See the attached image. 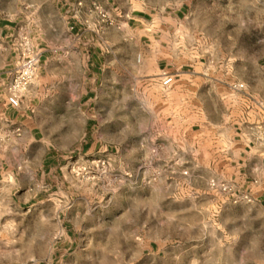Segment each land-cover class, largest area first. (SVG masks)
<instances>
[{
	"label": "rangeland",
	"instance_id": "rangeland-1",
	"mask_svg": "<svg viewBox=\"0 0 264 264\" xmlns=\"http://www.w3.org/2000/svg\"><path fill=\"white\" fill-rule=\"evenodd\" d=\"M71 8L80 23L76 52L83 53L78 41L86 35L84 40L106 54L107 86L98 113L105 98L112 103L108 116L97 115L99 152L82 149V130L70 123L73 106L61 107L56 121L45 123L43 147L67 151L61 167L69 174L70 158L104 150L117 180L73 181L75 190L58 187L56 175L41 171L39 152L28 158L6 148L0 163L14 172L0 178V264H264V200L229 180L226 171L192 163L188 169L179 155H165L169 106L163 95L177 77L164 88L160 75L139 72L141 46L171 53L188 72L202 68L197 94L211 122L225 111L219 84L242 81L263 98L264 0H75ZM49 30L57 53L73 50L65 33L60 39ZM148 64L151 71L153 63ZM64 83L67 87V79ZM67 98L76 99L69 93ZM174 161L176 170L162 169ZM212 180L235 185L224 191ZM245 193L250 200L242 198Z\"/></svg>",
	"mask_w": 264,
	"mask_h": 264
},
{
	"label": "crops",
	"instance_id": "crops-1",
	"mask_svg": "<svg viewBox=\"0 0 264 264\" xmlns=\"http://www.w3.org/2000/svg\"><path fill=\"white\" fill-rule=\"evenodd\" d=\"M74 1L0 0V155L3 158L6 148L21 150L28 158L39 152L41 171L56 175L57 186L62 184L69 190H75L73 181L80 180L65 173L61 167L66 150L54 145L44 149L42 140L47 136L45 123L50 120L55 122L61 107L67 109L73 106L74 111L68 112L70 123L74 124V131L82 130V149L99 152L101 141L94 137L97 115L108 116V103H112L105 98L104 109H100L102 114L98 113L100 95L104 94L103 89L107 86V58L99 45L89 39L84 40L86 35L80 36L78 41V47L84 49L83 53L78 54L74 49L75 31L80 26L71 8ZM131 17L139 23L144 22L142 16ZM49 28L60 39L61 33H65L73 50L65 55L57 53L59 47L49 37ZM22 33L31 37L38 62L35 76L20 104L13 106L7 101L8 84L19 60L16 40ZM90 47L94 50L89 51ZM140 52L142 57H139V62H143L140 74L153 76L167 70L177 77L176 83L163 95L169 106L163 126L165 155L169 158L179 155L181 164L188 169L191 168L188 163H192L200 168L226 171L229 180L248 188L251 194L254 191L256 199L263 201L264 109L258 104V99L264 101V95L257 98L247 89L235 90L230 85L232 81L226 85L219 84L217 97L225 111L217 121L211 122L204 117L203 103L197 94L201 83L197 77L202 75V68L188 72L181 68L171 53L161 52L156 46H141ZM149 62L153 63L151 71ZM65 79L67 87H64ZM115 81L112 88L118 86V79ZM67 93L77 100L66 99ZM205 120L209 125L205 124ZM16 127L20 128L19 134L14 132ZM53 131H57V126L53 127ZM97 155L108 156L111 160L104 150ZM10 170L13 169L6 162H1L0 178L12 176L14 171ZM23 177L21 173L19 179Z\"/></svg>",
	"mask_w": 264,
	"mask_h": 264
},
{
	"label": "built area",
	"instance_id": "built-area-1",
	"mask_svg": "<svg viewBox=\"0 0 264 264\" xmlns=\"http://www.w3.org/2000/svg\"><path fill=\"white\" fill-rule=\"evenodd\" d=\"M95 8L99 10L103 17H106L100 5H96ZM16 45L19 52V60L8 84L7 93V101L13 106L20 104L23 94L35 76L38 62V54L31 37L27 33H22L18 36ZM159 75L164 88L171 86L176 77L174 72L167 70H162ZM230 85L235 90H243L245 88V83L242 81H234ZM258 104L264 109L263 100L258 99ZM14 132L19 134L20 128L16 127ZM149 148L152 152L157 151V146L155 145H150ZM162 169L166 171L176 170L177 161L165 164ZM68 170L73 176L84 182L100 181L104 184H112L117 180L116 173L109 168V162L103 155L80 153L69 159ZM211 185L224 191H230L235 184L225 180H212ZM242 198L250 200L248 193L243 194Z\"/></svg>",
	"mask_w": 264,
	"mask_h": 264
},
{
	"label": "trees",
	"instance_id": "trees-1",
	"mask_svg": "<svg viewBox=\"0 0 264 264\" xmlns=\"http://www.w3.org/2000/svg\"><path fill=\"white\" fill-rule=\"evenodd\" d=\"M92 50H94V48L90 47L89 51H92Z\"/></svg>",
	"mask_w": 264,
	"mask_h": 264
}]
</instances>
